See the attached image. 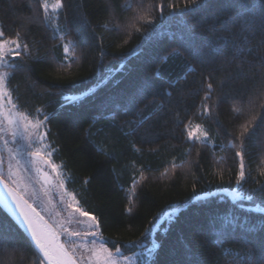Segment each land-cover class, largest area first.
<instances>
[{
  "label": "trees",
  "instance_id": "1",
  "mask_svg": "<svg viewBox=\"0 0 264 264\" xmlns=\"http://www.w3.org/2000/svg\"><path fill=\"white\" fill-rule=\"evenodd\" d=\"M43 3L0 0L2 39L20 33L21 45L6 83L30 118L49 116L52 162L78 207L96 218L102 243L129 255L144 251L129 241L151 247L154 240L149 264H237L246 251L251 264H264V228H238L222 246L229 256L208 227L226 212L264 224V0H207L195 13L189 0H60L55 20ZM250 11L254 32L243 30ZM182 21L193 29L191 46L169 55L180 47L174 36L185 31ZM104 77L94 95L61 106V91L80 95ZM145 84L131 110L118 108L96 122L99 134L85 133L106 100L121 103ZM194 126L206 139L188 138ZM238 151L246 172L240 184ZM234 189L253 199L232 202ZM0 230L9 245L0 248V264H38L1 209Z\"/></svg>",
  "mask_w": 264,
  "mask_h": 264
},
{
  "label": "snow or ice",
  "instance_id": "2",
  "mask_svg": "<svg viewBox=\"0 0 264 264\" xmlns=\"http://www.w3.org/2000/svg\"><path fill=\"white\" fill-rule=\"evenodd\" d=\"M58 6L60 5V0H56ZM189 3L193 6L191 11L195 13L197 9L203 7L207 0H189ZM131 4L128 3L125 7H130ZM46 7V5H45ZM161 11L163 10V5L160 6ZM170 7H172L170 5ZM188 8V5H185ZM182 16L187 15V13L182 12ZM151 23L152 21H147ZM185 24V31L181 33L177 39L179 48L172 50L169 55H181L180 48H189L193 40V29L190 24L186 21H182ZM257 25V16L250 11L249 15L244 19L243 30L248 32H254ZM264 26V25H262ZM226 27V25H225ZM139 31V29H136ZM4 33L0 31V37H3ZM20 33L16 34V37L11 40L0 41V67L13 68L15 65L10 63L7 59L8 56H18L19 49L21 47L20 43ZM15 47H12V46ZM7 46V47H5ZM27 50L28 45L23 46ZM67 54L70 49L65 46L64 49ZM67 58V56L65 57ZM165 60L167 57L164 58ZM240 69V66H237ZM157 75L159 73L157 72ZM9 79V72H0V186L3 187L6 196H0V203H3L5 207L8 206V198H11L15 205V210L19 213L21 218V223L26 226V231L30 235L31 242L34 244L35 248L39 250L42 254L41 257H37L38 264H77L76 256V244L71 239L67 240L66 243H61L60 232L56 230L45 218L37 211L24 195L21 194V173L32 172L36 176L40 177L44 184H50L48 173L44 170L45 167L51 168L52 172L57 173V179L60 180V187H64V182L61 179L62 173L60 172V166L52 162L53 151H48V145L45 144L47 139V128L46 124L49 119L48 115L44 116L43 120L35 119V122L30 115L21 111L18 105L13 101L12 93L7 87V80ZM107 77L99 80L97 85H93L82 92L80 95L67 94L61 91L59 95L63 101L62 107L67 104L79 103L83 97L88 95H94L96 87L102 85ZM148 85L138 88L130 97L123 98L121 103L115 101L106 100L98 109L99 114L92 118V123L89 128L85 130V133L89 136L93 134H99L103 129H98L96 133H93L92 129L99 120L111 119L118 108L123 107L125 111L131 110L134 105L144 98L146 89ZM212 84H208V89L211 90ZM205 114L207 109L204 110ZM236 112L242 111V109H235ZM37 114H42L40 109H36ZM249 132L248 127H244L241 133V138L243 139L245 135ZM130 134V133H126ZM206 137V133L204 134ZM189 139L195 138L200 140L201 136H193L192 132H189ZM23 141V143L19 142ZM97 150L107 154V150L102 145H97ZM236 156L240 157V172L237 176L236 183L240 184L245 176V164L244 158L241 152H236ZM5 165H7V172H5ZM15 177V179H14ZM15 185V187L11 186ZM71 196V193H67ZM75 200V197H72ZM232 202L238 201H251L253 199L252 195H245L240 191L233 190L231 196ZM69 207H73L69 204ZM76 212H79L81 216H88L90 220L95 221L94 216H89L87 211H81L79 207L75 208ZM77 223H80L77 221ZM98 225H89V228ZM209 232L215 237L213 243L218 247H221L222 253H227L231 256V252L227 249H223V245L228 238L235 235L236 230L243 229L248 232L257 231L259 228H264V224L256 226H249L247 220L239 221L238 218L231 215L230 213H223L210 217L208 221ZM63 233L71 237H79L81 235L78 231H69L67 228L62 229ZM95 236V233H92ZM95 243V241H93ZM128 244L134 245L137 248H143L144 251L141 253V264H149L153 254L159 245L153 240L151 241V247H147L143 241H129ZM83 246V245H82ZM9 247L6 238L3 235L2 230H0V248ZM86 251L90 252L91 255L84 257V260L90 262V264H122V261L117 258V256L109 251L101 243L99 248H86ZM116 254H120L123 260H128V257L123 256L121 247H116ZM252 253L246 251L241 254H236L234 260L237 264H251ZM264 259V257H262Z\"/></svg>",
  "mask_w": 264,
  "mask_h": 264
},
{
  "label": "rangeland",
  "instance_id": "3",
  "mask_svg": "<svg viewBox=\"0 0 264 264\" xmlns=\"http://www.w3.org/2000/svg\"><path fill=\"white\" fill-rule=\"evenodd\" d=\"M43 8L46 10L49 18H53L55 20L59 9L56 0H44ZM2 40L5 39L0 37V41ZM12 47L15 46L13 45ZM13 58H15V56L7 57L10 63ZM8 70L9 68L0 67V72H9ZM32 119L35 122V118ZM192 133L194 137L201 136L202 138L200 140L206 139L204 136V130L200 126H194L192 128ZM19 142L23 143V141ZM45 144L48 145L46 141ZM48 151L52 150L48 147ZM44 170L48 173L49 179L51 180L50 184H44L43 180L32 172H28L26 174L21 173V194L24 195V198L27 199L28 202L31 203L45 219L50 221L56 227L67 247V240L71 239L75 242V259L78 264H90V262L84 260V257L90 256L91 253L85 249L93 247L99 248L102 240L99 236L98 227L93 226L89 228V225H98V223L96 220H90L88 216H81L79 212L75 211V208L78 207L76 198L73 200L72 197H75V195L71 193V196H69L67 194L70 192L65 187L63 175H61V179L64 182V187L61 188L59 186L60 180L57 179L58 174L52 172L49 167H45ZM5 172H7V165H5ZM11 186L15 187V185ZM69 204H72L73 207H69ZM77 221L80 223H77ZM63 228H67L69 231H78L81 235L79 237L74 236L69 238L63 233ZM92 233H95V236H93ZM93 241H95V243H93ZM103 246L107 248L104 244ZM108 250L110 251V249ZM142 252L143 250H140L129 255H123L128 257V260L126 261L123 260V257L120 256V254H116V252L113 253L122 261V264H141Z\"/></svg>",
  "mask_w": 264,
  "mask_h": 264
},
{
  "label": "water",
  "instance_id": "4",
  "mask_svg": "<svg viewBox=\"0 0 264 264\" xmlns=\"http://www.w3.org/2000/svg\"><path fill=\"white\" fill-rule=\"evenodd\" d=\"M0 196H6V193L2 186H0ZM0 209L8 216V218L20 229V231L25 235L30 244L32 245L36 254L42 258V254L39 253V250L35 248L34 244L31 242L30 235L26 231V226L21 223V218L19 213L15 210V205L12 202L11 198H8V206L5 207L3 203H0ZM50 224V223H49ZM61 240V238H60ZM62 243V242H61ZM46 264V262H45ZM78 264V262H77Z\"/></svg>",
  "mask_w": 264,
  "mask_h": 264
},
{
  "label": "bare ground",
  "instance_id": "5",
  "mask_svg": "<svg viewBox=\"0 0 264 264\" xmlns=\"http://www.w3.org/2000/svg\"><path fill=\"white\" fill-rule=\"evenodd\" d=\"M178 211V210H177Z\"/></svg>",
  "mask_w": 264,
  "mask_h": 264
}]
</instances>
